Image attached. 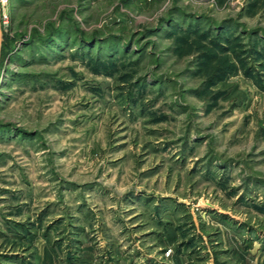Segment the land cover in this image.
Listing matches in <instances>:
<instances>
[{"label": "rangeland", "instance_id": "1", "mask_svg": "<svg viewBox=\"0 0 264 264\" xmlns=\"http://www.w3.org/2000/svg\"><path fill=\"white\" fill-rule=\"evenodd\" d=\"M0 7V264H264V0Z\"/></svg>", "mask_w": 264, "mask_h": 264}, {"label": "water", "instance_id": "2", "mask_svg": "<svg viewBox=\"0 0 264 264\" xmlns=\"http://www.w3.org/2000/svg\"><path fill=\"white\" fill-rule=\"evenodd\" d=\"M1 44H2V28H1V7H0V51H1Z\"/></svg>", "mask_w": 264, "mask_h": 264}, {"label": "trees", "instance_id": "3", "mask_svg": "<svg viewBox=\"0 0 264 264\" xmlns=\"http://www.w3.org/2000/svg\"><path fill=\"white\" fill-rule=\"evenodd\" d=\"M1 49H2V44H1ZM1 59H2V54H1V51H0V62H1Z\"/></svg>", "mask_w": 264, "mask_h": 264}]
</instances>
